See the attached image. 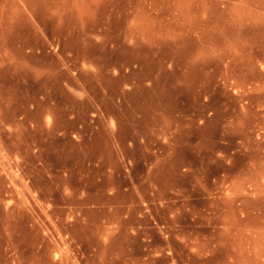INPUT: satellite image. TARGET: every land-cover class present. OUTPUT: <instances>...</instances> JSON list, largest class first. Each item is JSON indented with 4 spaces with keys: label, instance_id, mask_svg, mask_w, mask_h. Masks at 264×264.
Returning a JSON list of instances; mask_svg holds the SVG:
<instances>
[{
    "label": "rangeland",
    "instance_id": "1",
    "mask_svg": "<svg viewBox=\"0 0 264 264\" xmlns=\"http://www.w3.org/2000/svg\"><path fill=\"white\" fill-rule=\"evenodd\" d=\"M0 264H264V0H0Z\"/></svg>",
    "mask_w": 264,
    "mask_h": 264
},
{
    "label": "bare ground",
    "instance_id": "2",
    "mask_svg": "<svg viewBox=\"0 0 264 264\" xmlns=\"http://www.w3.org/2000/svg\"><path fill=\"white\" fill-rule=\"evenodd\" d=\"M24 117H26V116H24Z\"/></svg>",
    "mask_w": 264,
    "mask_h": 264
}]
</instances>
